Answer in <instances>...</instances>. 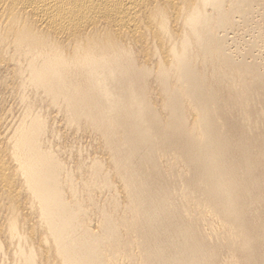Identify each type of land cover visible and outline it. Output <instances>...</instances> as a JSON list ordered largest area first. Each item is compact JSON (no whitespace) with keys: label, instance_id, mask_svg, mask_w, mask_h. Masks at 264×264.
Listing matches in <instances>:
<instances>
[{"label":"bare ground","instance_id":"bare-ground-1","mask_svg":"<svg viewBox=\"0 0 264 264\" xmlns=\"http://www.w3.org/2000/svg\"><path fill=\"white\" fill-rule=\"evenodd\" d=\"M254 1L0 0L1 264H264Z\"/></svg>","mask_w":264,"mask_h":264},{"label":"rangeland","instance_id":"rangeland-1","mask_svg":"<svg viewBox=\"0 0 264 264\" xmlns=\"http://www.w3.org/2000/svg\"><path fill=\"white\" fill-rule=\"evenodd\" d=\"M258 1V2H257ZM254 5H253V8L250 12V14L247 16V18L243 19L241 16L237 15L235 17V20H237V22H235L234 20V24L233 26L227 28V29H224L220 31L219 33V38L222 40L221 42H223L224 44V50L225 52L227 53L228 50L230 51V53L228 52L227 54L231 55L233 57V60L236 58L241 60V61H238L239 63L236 62V60L233 61V64L236 65L240 70L243 68V70H247L246 68H257L261 74L264 73V0H255L254 1ZM257 4V5H256ZM262 5V6H260ZM256 6V7H255ZM257 11V12H255ZM251 16V17H250ZM250 17V18H249ZM238 18V19H237ZM249 18V19H248ZM240 19V21H239ZM242 19V21H241ZM251 19V20H250ZM244 20V21H243ZM243 24H242V23ZM237 25V26H236ZM242 25V26H241ZM248 25V26H247ZM239 26V27H238ZM237 27V28H236ZM262 28V29H261ZM238 29V30H237ZM260 29V31H259ZM228 30V31H227ZM258 32V33H257ZM260 32H262V37L261 35L259 34ZM224 34V37H223V34ZM227 33V34H226ZM257 33V34H256ZM259 34V36L257 37V35ZM228 36V37H227ZM227 37V38H225ZM236 39V40H235ZM228 40V41H227ZM243 40V41H242ZM240 41V42H239ZM236 42V43H235ZM238 42V43H237ZM229 44V45H228ZM232 44V45H231ZM251 44V45H250ZM227 45V46H226ZM234 45V46H233ZM236 46V47H235ZM231 47V48H230ZM241 50H240V49ZM234 52V56H233V52ZM236 50V51H235ZM240 50V52H239ZM242 51V52H241ZM236 52V54H235ZM239 52V54H238ZM243 55H242V54ZM238 54V55H237ZM239 58H238V57ZM241 56V57H240ZM245 58H244V57ZM242 58V59H241ZM243 60V61H242ZM247 60V61H246ZM245 61V62H244ZM241 63V64H240ZM250 63V64H249ZM256 63V64H255ZM248 66H247V65ZM245 65V66H244ZM254 65V66H253ZM258 65V66H257ZM263 65V66H262ZM242 67V68H241ZM246 67V68H245ZM263 67V69H262ZM262 69V70H261ZM212 74V70H209V73L208 74ZM210 74V75H211ZM264 76V75H263ZM252 78V77H250ZM253 79V78H252ZM250 80V79H249ZM248 80V81H249ZM210 84L215 86L214 85V79L210 78L209 80ZM251 83L253 82L254 84L255 83V80H250ZM249 81V82H250ZM248 84H251L249 83ZM230 82H228V80L225 82V84H222V85H219V84H216V85H219L220 87L222 86V89H220L218 91V96L220 98H223V100L226 102V101H229L230 98L233 96V95H230L229 92H228V88L226 87H231V85H229ZM154 86V89H156L157 86L153 85ZM153 86L151 88H153ZM257 86V84H256ZM243 87V86H242ZM242 89V88H241ZM221 95V96H220ZM235 96V95H234ZM49 106L48 105H45L44 106V109L46 111H48L50 108H48ZM51 110V113L54 112V114L52 113L53 117H55V122H57V126H58V129H60V131L65 135V141H67L66 145L68 146L67 149L69 148H72V147H78V148H82V149H85L90 152V154H92V157H93V153L95 151V148L94 146L96 145V138H95V135L94 134H86V138H82L80 135H78L74 130L68 128L65 124V119H64V116H62L61 114L57 113V110L55 109H50ZM56 112V114H55ZM56 115V116H55ZM60 118V119H59ZM63 119V120H62ZM62 120V121H60ZM61 122V123H60ZM59 124H62V125H59ZM60 126V127H59ZM75 133V135H74ZM76 136V137H75ZM91 138V141H88L90 138ZM80 138V139H79ZM95 138V139H94ZM80 143H79V142ZM94 142V143H93ZM56 143V142H55ZM83 145H82V144ZM90 143V144H89ZM59 143L57 142L56 145H58ZM71 144V146L69 145ZM92 144V145H91ZM89 145V146H88ZM90 145L91 147L93 148H90ZM83 146V147H82ZM58 149H59V146H58ZM64 149V148H63ZM92 149V150H91ZM68 152V150H67ZM97 152V151H96ZM96 152L94 153V156L96 154ZM98 155V154H96ZM75 157V156H74ZM74 157H66V160L69 162V163H75L76 162V159ZM73 158V159H72ZM69 159V160H68ZM75 160V161H73ZM173 162H175V160H172ZM171 161V164L174 165V163H172ZM123 255V254H122ZM124 255H125V252H124ZM124 259L127 258V254L124 256ZM121 260L123 259L122 256H120ZM128 260V258H127ZM127 260H122L123 262L126 261L127 264H129V261ZM0 262H1V257H0ZM123 263V264H126ZM122 263V262H121ZM1 264V263H0ZM9 264V263H8Z\"/></svg>","mask_w":264,"mask_h":264}]
</instances>
